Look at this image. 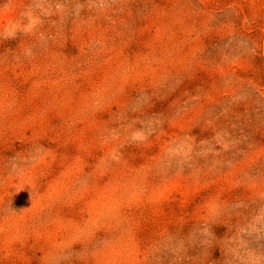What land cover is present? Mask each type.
Wrapping results in <instances>:
<instances>
[{
	"label": "rangeland",
	"instance_id": "374dc122",
	"mask_svg": "<svg viewBox=\"0 0 264 264\" xmlns=\"http://www.w3.org/2000/svg\"><path fill=\"white\" fill-rule=\"evenodd\" d=\"M0 264H264V0H0Z\"/></svg>",
	"mask_w": 264,
	"mask_h": 264
}]
</instances>
